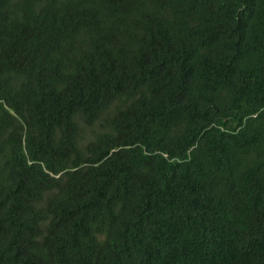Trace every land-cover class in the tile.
Listing matches in <instances>:
<instances>
[{
	"label": "trees",
	"instance_id": "1",
	"mask_svg": "<svg viewBox=\"0 0 264 264\" xmlns=\"http://www.w3.org/2000/svg\"><path fill=\"white\" fill-rule=\"evenodd\" d=\"M0 264H264V0H0Z\"/></svg>",
	"mask_w": 264,
	"mask_h": 264
}]
</instances>
